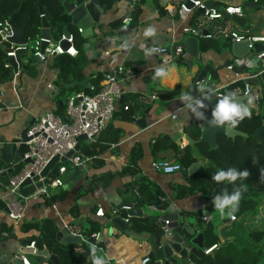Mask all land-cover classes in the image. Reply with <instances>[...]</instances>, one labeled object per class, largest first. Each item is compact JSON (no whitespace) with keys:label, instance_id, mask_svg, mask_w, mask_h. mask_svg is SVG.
I'll return each mask as SVG.
<instances>
[{"label":"crops","instance_id":"obj_1","mask_svg":"<svg viewBox=\"0 0 264 264\" xmlns=\"http://www.w3.org/2000/svg\"><path fill=\"white\" fill-rule=\"evenodd\" d=\"M175 1L142 0L134 3L135 8L131 11V2L118 0L110 10L100 15V26L94 30L92 36L95 43L91 41V38H85L86 42L82 48L83 53L80 59L85 79L81 85L83 88L90 87L92 91L96 89L100 91L106 78L116 75L121 67L130 72V75H119L114 98L118 102L122 101V104L119 110L115 111L116 115L109 124V128L101 134L95 143L83 141L86 146H91L99 140L100 145L106 146L107 149L99 157L95 159L92 157L94 160L92 159L91 164L82 171L77 182L68 186L67 197L64 201L47 204L45 198L38 201L31 200L23 205V217L18 224L9 218L6 202L11 197H7L4 188L0 186V229L2 225H7L11 229L10 235L6 232L0 235V264H20L22 261L19 257L22 254V248L28 247L27 244L25 245L26 240L32 236H39L36 231L30 233L23 231V225L39 223L46 219L52 220L57 225L59 233L66 230L70 235L81 237L84 240L82 244L77 245L79 246L76 248L77 252H84L83 245L87 244L86 240L89 239L83 236L82 229L87 226L89 220L97 221L105 230L101 241L104 246L99 248L97 245L96 247L100 250V255L108 257L109 264H142V260L150 256L151 246L145 242L139 243L122 234L111 223L114 218L113 211L119 210V205L126 202L121 192L130 191L137 194V189L141 190L140 181L142 178L160 190L157 194H161L160 198L164 203L168 202L169 204L165 211L178 213L181 217H186L191 224H196L198 218L206 220L205 224H201L204 248L207 241H212L214 235L219 239V245L223 243L220 230L224 226L233 225L232 216H215L216 210L208 211V203L201 194L194 193L186 198H177L174 189L176 186L189 187V178L200 173L202 169L212 176L217 171L216 168L208 165L206 160L198 158L195 163H201L198 171L186 178L182 171L187 169H182L181 172L174 174L160 173L153 168L155 158L151 153V147L163 135H168L180 149L189 146L187 137L197 143L200 142L191 136V132L187 131L190 124L194 123L200 129L201 124L196 122L197 116L179 100V95L181 91H191L192 94L194 85H197V77L204 67L207 66L211 69L206 71V75L201 81L206 82L209 88L212 87L214 92L224 95L235 92L236 89L242 90L246 85H253L260 88L264 96V82L259 85L246 83L250 78L259 77L262 71L258 67H262L263 62L255 56L256 54H250L243 59L235 58L232 53L233 41L223 38H206L208 33L206 30H203L201 36L185 34L184 30L188 27L193 28L196 19L204 13L201 14L198 10H193L188 14H177L172 17L168 14L167 7L173 6ZM201 1L205 4L212 2V7L208 5L206 7L214 10H218L219 7L222 9L228 6L241 7L245 1L259 4V9H247L244 13L248 20L246 25L248 30H242L249 36H264V14H262L264 0ZM74 2L75 0H71V3ZM138 10L140 15L137 21L131 23L130 29L124 32L123 39L117 38L116 34L123 33V31L122 28L114 29L111 26L112 23L129 17ZM258 11L262 12L260 13L261 21L257 23L254 16ZM149 28L154 30V35H146ZM185 36L195 37L199 40L200 60L195 61L191 70L184 64L186 60L190 59V55L185 49L184 55L177 56L175 54L176 47L174 45L181 47L179 42ZM201 42L208 45L204 52L200 50ZM125 44L127 47H124ZM154 46L166 47L169 50V55L152 53L146 57L145 50ZM106 51L111 53L110 57L104 56ZM30 58L31 54L29 53L22 57L23 68L20 69L17 79L4 85L0 84V148L5 143L20 139L25 127H30L46 112L52 111L59 116V106H62L64 102L67 103L69 98L75 95L63 96L61 94L64 86H62L60 71L54 67V59H49L46 64L39 62V64L33 65L30 63L32 66L30 65L31 67L26 69L24 66L30 61ZM166 61L177 64L178 69H182V71L179 72V80L170 81L167 87H162L158 81L152 80V74L156 67L165 64ZM214 74L217 76L216 80L213 79ZM178 87H180V93L177 97L165 98L167 92L175 91ZM213 91L212 96L217 97ZM80 93L87 94L84 90H81ZM154 94H158V97L153 102L149 104L143 102ZM236 94L237 97L243 96L240 92ZM244 103H247V99ZM128 106L131 107L130 112L122 111ZM214 107L210 109L211 112ZM259 113L264 116V98ZM62 118H65V115ZM139 121H144L145 125L139 126L137 124ZM116 133L120 138L117 142H113L112 139ZM135 150L141 154L140 175L138 177H133L130 174L120 175L129 166ZM81 152L84 154L82 150ZM167 160H172L171 164H175L174 158ZM21 168L22 163L15 166L1 164V182L8 184L10 177L17 174ZM12 169H15L14 173H10ZM72 172L74 170H70L65 178ZM110 174H113L114 178L107 187L98 188L93 192L88 190L92 180ZM52 190L53 192L58 191V188ZM75 207L77 210L73 214L72 210ZM99 208L104 211L103 217L96 216ZM138 208L134 205V209ZM162 210H155L152 207L143 209V214H147L151 218L159 217L164 213ZM199 212H202V216H197ZM118 217L130 218V220L138 218L129 216L128 210L124 209L119 210ZM209 226L213 228L210 231L214 235L207 237L206 231L209 230ZM111 227L112 231H110ZM73 230L75 231L73 232ZM99 234L94 236L98 238ZM87 245L91 248L94 247L90 244ZM36 258V255H28L32 264H36ZM44 262L52 264L48 259ZM170 263L177 264L173 260H170Z\"/></svg>","mask_w":264,"mask_h":264},{"label":"trees","instance_id":"obj_2","mask_svg":"<svg viewBox=\"0 0 264 264\" xmlns=\"http://www.w3.org/2000/svg\"><path fill=\"white\" fill-rule=\"evenodd\" d=\"M71 0H0V21H11L18 30H26L30 42L36 40L41 34L43 17L40 11L43 12L44 17L47 19L50 32L53 40L59 41L68 29L75 41V47L79 55L72 58L68 55H62L54 58V67L60 71L62 79V86H64L61 94L73 95L80 93L84 90L87 94L93 95L99 92V89L92 91L90 87L81 85L84 81L83 69L81 65L82 48L86 42L81 31L71 25L72 18L66 12L65 4L70 3ZM112 0H98L97 12L103 15L106 11L113 7ZM140 11H136L129 17L132 18L131 23L137 21ZM126 18H122L114 23V29H121L122 24ZM131 25V24H130ZM1 45V44H0ZM208 45L201 42L200 50L206 51ZM6 48L2 50L0 47V84L13 81V69L9 66V60L6 55ZM29 61L24 68L29 69L32 64ZM31 65V66H30ZM213 79L216 80L217 76L214 74ZM180 87L175 91L167 92L166 99H172L179 95ZM67 103L64 102L59 106V116L64 117ZM126 108V107H125ZM122 111H131V107ZM116 115V114H115ZM263 115L251 116L242 120L235 129L244 134V137H236L235 139L228 138L224 134L218 137V146L222 149L223 154L216 149L210 148L207 144L198 142L194 146H187L180 149L168 135H163L151 147V153L157 162H165L167 159L174 158L175 164H179L182 169H188L198 161V158L204 159L208 165L218 169H227L229 167L236 168L237 170H247L248 177L245 180H238L235 184H228L226 191L231 193L235 187L246 185V189L242 188V196L239 205V210L236 211V221L233 223L231 229L228 231L227 236L229 239L219 245V239L207 229L208 235H214L212 241L205 245V248L200 251L198 257L191 256L193 264H264V218L262 214L264 211V177L261 176V170H264V144L259 143L254 138V133L257 129L264 125ZM109 127H107L108 129ZM188 133L199 141L202 135L201 129L194 123L190 124ZM120 138L119 134L114 135L112 141L117 142ZM85 142L81 141L82 151L85 155L99 157L106 151L107 147L100 145V141L91 146H86ZM140 158L141 154L134 151L129 166L120 173V175L130 174L133 177L140 175ZM93 159V160H94ZM91 164V163H90ZM213 176V175H212ZM212 176L206 172L205 169L189 178V187L176 186L177 198H186L191 194H201L208 203V211H214L212 199L214 197V189L224 185L217 184L212 180ZM114 178L113 174L102 175L92 180L89 191H95L101 187H107L111 180ZM141 192L142 198L130 191L121 192L123 199L130 204L142 209H148L155 206L157 200V193L160 190L149 183L146 179H141ZM258 186V187H257ZM161 195V194H160ZM67 197V190L62 187L58 191L51 189L45 200L47 204L62 202ZM169 207L168 202H165L163 210ZM77 210L75 207L72 210L74 214ZM197 216H202V212L197 213ZM151 217L142 219H131L134 229L139 232H148L156 236L163 235V230L157 224H152ZM103 226L97 222L89 220L87 226L82 229V234L85 238L99 234ZM22 230L30 233L36 231L39 236H32L26 240L25 245H30L35 242L38 251L48 250L50 253L57 255L61 264H91L90 250L91 247L84 244V252H77L76 248L79 246L71 245L65 246L58 241L59 228L50 219L43 220L39 223L24 224ZM6 232L11 234V229L6 225H2L0 235ZM25 242V241H24ZM215 245L218 248L211 254L206 255L205 250ZM104 245L98 244L99 248ZM182 264H187L183 261Z\"/></svg>","mask_w":264,"mask_h":264},{"label":"built area","instance_id":"obj_3","mask_svg":"<svg viewBox=\"0 0 264 264\" xmlns=\"http://www.w3.org/2000/svg\"><path fill=\"white\" fill-rule=\"evenodd\" d=\"M141 1L142 0H132L130 4L131 11L135 8L134 3ZM188 1L191 2L192 7H189L187 4ZM193 10H203L204 14L196 19L193 28L188 27L184 30L185 34L201 36L203 30H206V32H208L206 38H223L231 40L234 43L247 41L250 49L253 48L255 43H264V36H249L233 21L225 19L224 14L243 17L244 13L240 6H228L223 8L221 11L219 9H208L206 4L201 0H176L173 6L167 7L168 14L172 17L177 14H188ZM131 22L132 18L130 17L124 20L122 26L123 33H117V38L123 39V34L130 29ZM13 36L14 33L9 21H0V44L4 45L7 49L6 55L9 60V66L11 65L10 59L16 58V53L21 50L28 53L33 50L34 56L38 58L39 62L45 64L49 59H54L58 56L68 55L75 58L79 55L72 35L69 37L63 35L59 41L40 39L38 37L36 41L32 43V46H30V41L27 45L22 46L12 44L10 39ZM62 42H67L69 47L67 49L64 48L62 46ZM43 43L47 44L44 51L42 50ZM152 48L157 50L154 52L156 54L163 56L169 55V50L166 47L154 46ZM110 54L111 53L109 51L104 52L105 57H110ZM175 54L177 56L184 55V49L182 47H176ZM255 56H257L259 60H262L264 58V52L256 54ZM12 69L13 79H17L20 75V69L14 71L13 66ZM229 69H232V67H229ZM123 74L130 75V72L129 70L121 67L116 75L106 78L101 90L96 94L89 95L85 93H78L71 96L66 106L65 117L68 118L67 121L56 115L54 112L49 111L28 128L27 137L30 138V140L23 143L25 145V150L23 152L21 162L22 168L17 174L10 177L8 184H3L0 180V186L4 188L6 196L11 197V199L6 202V209L8 211L9 218L15 221L16 224H18L23 217L22 211L25 203L31 200H42L47 197V194H49L51 189L61 188L64 186L65 175H67L70 170L75 171L82 169L83 171L91 163L93 158L83 154L81 151H76V148L78 145H81L80 137L82 136H86L88 142L95 143L113 120L115 116L116 104L118 103V100L114 98V95L116 94V84L119 82V75ZM203 84L207 85L204 81L197 83L198 86ZM235 92H240L247 98V100L248 97L251 96L253 98L252 104L249 105L251 116L260 114L259 110L264 98L263 91L260 88H256L253 85H246L242 90L236 89ZM214 93H216L217 97L223 96L216 91ZM157 97L158 94H154L150 98L143 100V102L149 104L157 99ZM126 109L128 108L126 107ZM196 122L200 125L201 118L197 117ZM72 151L74 152V155L67 159L66 163H61L60 160ZM56 156L59 157V163L55 168V173L53 175L49 174L47 177V184H43L42 187L37 188L30 196H23L21 194L22 185L27 180L33 181L35 177L40 176L45 167ZM153 168L157 172L164 174H174L182 171L179 164H171L167 162L155 161L153 163ZM165 169L170 170L165 171ZM42 181H44V179H42ZM123 209L130 210L129 208ZM96 216H104L102 208H99ZM113 216L118 217L119 210H114ZM233 216L231 217V221L235 222L236 217L234 216L233 218ZM125 221L130 222V218H125ZM74 231L75 230H73V232ZM164 231L166 232L167 229H164ZM94 237L97 238V236ZM28 248L33 250V255L37 254L38 249L36 248L35 242H31V244L28 245ZM217 248L218 245H215L206 249L204 252L206 255H209ZM19 259L22 261V264H32L29 261L28 256L25 254H21ZM184 261H186L187 264H193V261L189 258ZM46 262L44 264H48ZM142 264H155V261H153L150 257H145L142 260ZM159 264L166 263L165 261H159Z\"/></svg>","mask_w":264,"mask_h":264},{"label":"water","instance_id":"obj_4","mask_svg":"<svg viewBox=\"0 0 264 264\" xmlns=\"http://www.w3.org/2000/svg\"><path fill=\"white\" fill-rule=\"evenodd\" d=\"M131 2L132 0H125ZM115 4L118 0H112ZM97 3L98 0H75L74 3H66L65 9L66 12L71 16L72 22L71 25L79 28L82 31V35L84 38H91V41L95 43V40L92 38L94 34V30L99 28L100 26V15L97 12ZM189 7H192L190 1L187 2ZM208 6L212 7V2H207ZM254 5V6H253ZM243 13L246 12L247 9H259V4H254L251 1H245L242 4ZM219 10H223L221 7ZM201 14H203V10H198ZM43 21H42V29L41 34L39 35L40 39H48L53 40V37L50 32V26L47 19L44 17L42 11H40ZM224 17L228 20L233 21L242 29L248 30L246 26L248 20L246 16L239 17L236 15L229 16L228 14H224ZM14 36L10 39V42L15 45H27L29 43V37L26 33V30H18L14 24L9 21ZM64 35L69 37L71 35L68 29L65 30ZM179 45L185 49V51L190 55V59L184 62L185 65L191 70L195 64V61L200 60V51H199V40L195 37L185 36L179 42ZM62 46L64 48H68L69 44L67 42H62ZM177 47V45H174ZM2 50H5L4 45H0ZM47 47L46 43L42 44V50L44 51ZM264 51V43H255L253 48H249V43L247 41L241 43H233L232 53L235 58L243 59L248 57L250 54H259ZM28 54V52L21 50L16 53V58H11L10 63L14 68V71L23 68V59L24 55ZM31 54L30 61L33 65L39 64V60L36 56H34V51L31 50L29 53ZM263 62L262 67L259 66L258 69L261 70V74L259 77L250 78L247 80V84L259 85L264 82V58L261 60ZM209 67H204V70L200 72L197 77L196 83L201 82V80L205 77L206 71L210 70ZM213 91V88L210 87ZM192 95L194 97L202 98L200 96V91L197 85H194ZM222 97H214L211 95L209 99L204 100L205 107L199 109L204 115L201 118V130H202V138L200 142L205 143L210 146L212 149H217L220 154H222V150L218 147V135L220 133H224L227 137L235 139L236 137H244L242 132L236 131L234 128L228 127L227 125H214L211 124L212 112L211 108L215 106L218 99ZM247 98L245 96L238 97L239 102L244 103ZM122 104V101L116 104L115 111L117 112ZM65 121L68 120L67 117L64 118ZM264 121V117H263ZM139 126L145 125L144 121L137 122ZM28 127H25L24 131L21 134L20 139L14 140L10 143H5L0 148V165L4 164L5 166L9 165H18L22 162L23 152L25 150L24 142L30 140L27 137ZM254 138L261 144H264V125L256 130L254 133ZM80 141H87L86 136L80 137ZM187 141L189 145H194L195 141H193L190 137H187ZM19 144V145H18ZM76 151H81V145H78ZM74 155V152H70L66 157L62 158L61 163H66L67 159L71 158ZM167 163H171L172 160H167ZM59 163V157L56 156L53 158L50 163L45 167L42 171L41 175L35 177L33 181L27 180L21 187V194L25 197L30 196L35 192L37 188L43 186V184H47V177L49 174L53 175L55 173V168ZM201 163L192 165L189 169L183 170L182 174L186 178L189 175L194 174L198 171ZM15 169H12L10 173H14ZM82 174V169L75 170L70 173L64 180L63 189H67L70 184L76 183L79 177ZM44 179V181H42ZM36 183V184H33ZM228 184L221 185L215 189V195H222L226 190ZM136 187V185H135ZM137 194L139 198H142L141 190L137 189ZM165 203L160 198V195L157 194V201L155 203L154 209L161 210L164 207ZM123 208H129L128 214L131 217L138 218H148L147 214H143V209H134V205L122 202L118 209L122 210ZM164 213L162 216L150 218L152 224H157L163 230V235L156 236L148 232L139 233L134 229V226L131 222H126L123 217H114L111 220L113 226H116L120 232L129 238L139 242V243H148L151 246V254L150 258L155 261V264H159V261H165L166 264L170 263V260L175 261L177 264H182L183 260H187L189 256L200 255V251L204 249V235L201 230V224H205L206 220L203 218L196 219V224H191L188 222L186 217H181L178 213H171L169 211L162 210ZM236 213V212H235ZM233 213V215L235 214ZM232 226H224L220 230V237L223 243H225L229 238L227 236V232L230 230ZM210 229H213L209 226ZM164 229H167L165 232ZM104 227L102 228L98 238L94 237L86 240L87 244H90L95 247L97 254L100 255V250L96 247L101 243L104 235ZM113 228H110L112 231ZM62 238V239H61ZM58 240L65 246L71 245H79L84 242L81 237L72 236L66 230L58 234ZM22 254L25 255H33V250L28 247L22 248ZM37 258L36 264H44L45 260L48 259L52 264H61L57 255L51 254L48 250L38 251L36 254ZM22 264V262H20Z\"/></svg>","mask_w":264,"mask_h":264},{"label":"clouds","instance_id":"obj_5","mask_svg":"<svg viewBox=\"0 0 264 264\" xmlns=\"http://www.w3.org/2000/svg\"><path fill=\"white\" fill-rule=\"evenodd\" d=\"M146 35H154V30L149 28ZM124 47H127L125 44ZM155 48L146 49L145 56H149L156 52ZM177 64L168 63L162 64L153 70L152 80L158 81L162 87H167L170 81L179 80V72ZM200 96L202 98L194 97L191 91H181L179 100L189 108L197 117H203V113L199 110L204 105V100L209 99L212 95V90L208 85L199 86ZM253 102L251 96L248 97L247 103H241L238 100L236 92H229L218 99L215 107L212 109L211 124L214 125H227L228 127L235 128L246 117H251L249 105ZM170 169H165L169 171ZM249 175L247 170H237L236 168L229 167L227 169H218L212 176V180L217 184H235L238 180H245ZM261 176L264 177V170H261ZM246 189V185L235 187L231 193L224 191L222 195H215L212 199V204L216 212L221 216H233V213L239 210L242 191ZM234 218V216H233ZM91 264H109L107 256L98 255L96 249L93 247L90 250Z\"/></svg>","mask_w":264,"mask_h":264},{"label":"rangeland","instance_id":"obj_6","mask_svg":"<svg viewBox=\"0 0 264 264\" xmlns=\"http://www.w3.org/2000/svg\"><path fill=\"white\" fill-rule=\"evenodd\" d=\"M261 12H262V11H258V12L255 13L254 19H255V21H257V23L261 21V17H260V13H261ZM262 14H264V12H263ZM263 24H264V23H263ZM35 41H36V40L30 42V46H32V43H34ZM257 187H258V186H257ZM261 214H262V218H264V211H263V213H261ZM214 215L217 216V215H219V214H218L217 212H215Z\"/></svg>","mask_w":264,"mask_h":264}]
</instances>
